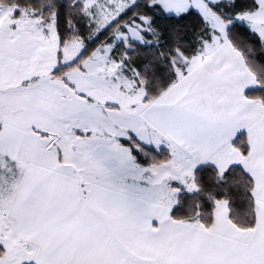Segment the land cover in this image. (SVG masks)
Wrapping results in <instances>:
<instances>
[{"label": "snow or ice", "instance_id": "obj_1", "mask_svg": "<svg viewBox=\"0 0 264 264\" xmlns=\"http://www.w3.org/2000/svg\"><path fill=\"white\" fill-rule=\"evenodd\" d=\"M0 264H264V0H0Z\"/></svg>", "mask_w": 264, "mask_h": 264}]
</instances>
